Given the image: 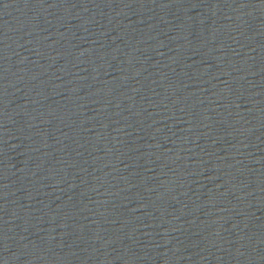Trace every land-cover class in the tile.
<instances>
[{
    "label": "water",
    "instance_id": "95a60500",
    "mask_svg": "<svg viewBox=\"0 0 264 264\" xmlns=\"http://www.w3.org/2000/svg\"><path fill=\"white\" fill-rule=\"evenodd\" d=\"M0 264H264V0H0Z\"/></svg>",
    "mask_w": 264,
    "mask_h": 264
}]
</instances>
